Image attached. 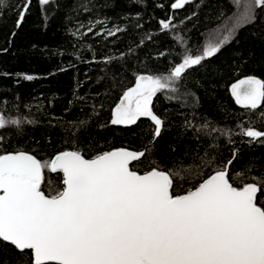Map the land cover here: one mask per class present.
I'll return each instance as SVG.
<instances>
[{"label":"trees","instance_id":"obj_1","mask_svg":"<svg viewBox=\"0 0 264 264\" xmlns=\"http://www.w3.org/2000/svg\"><path fill=\"white\" fill-rule=\"evenodd\" d=\"M22 2L8 0L0 10V113L21 121L0 130V154L26 150L50 161L67 149L94 157L117 147L150 148L131 168L147 171L153 161L166 171L179 168L184 178L174 181L176 194L223 168L233 152L231 183L242 186L253 182L252 177L264 178V138L251 141L242 134L249 126L264 131V105L248 110L231 94L232 83L243 77L264 79V22L242 27L215 56L186 73L181 90L194 93L186 104L163 94L154 98L153 111L164 123L153 142L149 117L131 126L111 125L112 108L138 74H166L182 62L185 49L202 54L232 27L234 4L193 0L173 11V0H51L43 8L32 0L17 28L16 6ZM170 15L175 27L162 30L159 21ZM93 24V32L82 35ZM116 27L122 31L107 36L106 29ZM25 74L35 78L28 81ZM205 123L208 128L202 127ZM62 180L61 172L45 169L42 190L55 194L64 187ZM260 201L264 196L258 192Z\"/></svg>","mask_w":264,"mask_h":264},{"label":"snow or ice","instance_id":"obj_2","mask_svg":"<svg viewBox=\"0 0 264 264\" xmlns=\"http://www.w3.org/2000/svg\"><path fill=\"white\" fill-rule=\"evenodd\" d=\"M50 2L38 0L42 8ZM230 2L237 9L232 27L206 45L202 54L194 56L185 49L182 62L166 74H138L134 86L123 91L112 108L111 125L131 126L149 117L153 142L160 137L164 121L153 111L154 98L163 94L169 101L186 104L185 98L194 96L181 90L186 73L215 56L242 27L264 22L259 15L264 0ZM191 3L173 0L170 9ZM31 4L32 0H23L16 6L17 28ZM7 6L8 0H0V10ZM173 20L171 15L160 20L161 29L174 28ZM94 26L82 35L92 33ZM120 31L106 29L107 36ZM231 94L236 104L256 110L264 105V79L254 75L239 79L231 85ZM20 124L19 119L0 114V130ZM242 134L251 141L264 138V131L251 126ZM3 139L0 136V142ZM150 151L117 148L89 159L78 150H65L50 161L23 151L0 154V264H264V201L258 203V192L264 196V178L252 177L253 182L234 186L228 171L236 158L233 152L223 168L176 194L174 181L184 178L179 168L166 171L155 161L143 174L130 168L132 161ZM45 169L63 174L64 187L55 194L42 190Z\"/></svg>","mask_w":264,"mask_h":264},{"label":"water","instance_id":"obj_3","mask_svg":"<svg viewBox=\"0 0 264 264\" xmlns=\"http://www.w3.org/2000/svg\"><path fill=\"white\" fill-rule=\"evenodd\" d=\"M117 148H124V149H127V150H129V151H136V150H134V149H131V148H128V147H117ZM117 148H112V149H110V150H113V149H117ZM67 150H74V149H67ZM110 150H107V151H110ZM17 151H23V152H27V153H29V154H32L31 152H29V151H26V150H17ZM17 151H11V153H15V152H17ZM63 151H65V150H63ZM59 152H61V151H59ZM59 152H57V153H59ZM5 153H8V152H5ZM4 153V154H5ZM56 153V154H57ZM55 154V155H56ZM32 155H34V154H32ZM54 155V156H55ZM35 156V155H34ZM54 156L52 157V158H54ZM85 156V155H84ZM36 157V156H35ZM37 158V157H36ZM85 158H92V157H87V156H85ZM38 159V158H37ZM133 162V161H132ZM131 164V163H130ZM130 166V165H129ZM130 168H131V166H130ZM133 169V168H132ZM135 170V169H134ZM150 170V169H149ZM136 171H138V170H136ZM148 171V170H147ZM139 173H141V174H143L145 171H143V172H140V171H138ZM212 174V173H211ZM211 174H209V175H211ZM208 175V176H209ZM207 176V177H208ZM207 177H205L204 179H206ZM247 183H251V182H247ZM234 185V184H233ZM234 186H237V185H234ZM243 186V185H242ZM185 192H183V193H180V194H184ZM46 194V193H45Z\"/></svg>","mask_w":264,"mask_h":264},{"label":"rangeland","instance_id":"obj_4","mask_svg":"<svg viewBox=\"0 0 264 264\" xmlns=\"http://www.w3.org/2000/svg\"><path fill=\"white\" fill-rule=\"evenodd\" d=\"M243 78H245V77H243ZM243 78H241V79H243ZM237 81H238V80H237ZM237 81H236V82H237ZM236 82H234V83H236ZM232 84H233V83H232ZM133 86H134V84H133ZM0 114H1V113H0Z\"/></svg>","mask_w":264,"mask_h":264}]
</instances>
